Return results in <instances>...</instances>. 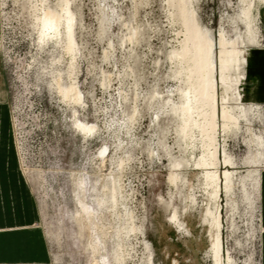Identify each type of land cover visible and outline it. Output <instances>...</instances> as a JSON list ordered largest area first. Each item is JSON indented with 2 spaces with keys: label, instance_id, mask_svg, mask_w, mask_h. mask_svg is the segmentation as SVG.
Segmentation results:
<instances>
[{
  "label": "rangeland",
  "instance_id": "1",
  "mask_svg": "<svg viewBox=\"0 0 264 264\" xmlns=\"http://www.w3.org/2000/svg\"><path fill=\"white\" fill-rule=\"evenodd\" d=\"M6 3L7 18L0 13V64L21 169L27 178L29 197L40 215L31 226L43 231L51 259L49 264H92L94 258L114 264L115 227L119 222H126L125 211H132L133 221L143 229L137 240L124 241L135 247L136 259L142 256L143 239L150 244L154 264H213L209 252V227L204 222L207 207L212 212L220 210L224 255L230 254L235 264H258L259 203L251 216L250 209L241 202L240 187H235L238 208L230 212L222 179L217 200L195 191L196 198L199 197L192 205L185 200L186 189L180 183L177 188L168 183L169 161L160 143L171 146L176 158L192 159V154L198 158L199 150L188 149L181 155L175 145V118L160 112L162 96L181 86L171 77L174 66L167 59L170 48L178 47L176 41L180 38L175 32L178 27L171 29L168 25L164 2L76 0L73 5L82 22V28L76 32L83 54L78 58V86L86 104L84 109H76L81 121L95 124L99 129L96 136L87 138L74 129L71 108L50 89L51 76L42 70H50L54 54L51 46L42 52L37 51L36 38H31L26 25V11L24 14L14 0ZM192 4L200 25L214 42V77L220 113L221 71L232 81L251 79L246 72L250 52L252 47L264 46V3L257 2L253 11L258 45L247 42L241 49L239 64L233 67L219 62L218 41L221 30L231 40L245 36V26L238 22L234 30L232 23V18L236 19L240 14V1L193 0ZM103 7L108 11L109 21L101 26ZM131 29L138 31L137 42L122 43L121 39ZM104 51L109 56L104 57ZM58 54L55 51V57ZM241 90L234 82L226 88L227 94L234 97L232 99H238L235 96ZM155 91L161 92L162 96L149 100ZM135 95H138L136 99L133 98ZM174 98L177 100V96ZM241 99L245 107L250 106L246 95H241ZM253 106L258 114L249 112L247 115L251 129L264 135V104L253 102ZM134 108L137 113L135 121L130 124ZM156 114L159 118L154 121ZM244 128L233 130L224 137L220 133V157L223 148L239 164L248 156V148L243 143L248 133ZM104 148L110 154L108 160L112 156L130 157L122 172V197L113 210L108 208L109 204L100 206L98 202L109 197L104 187L110 186L111 172L115 168L108 160L104 167H100L98 153ZM149 150H154L153 154ZM246 170L247 167L239 165L235 171L239 176L245 175ZM180 171L181 177H186L190 184L196 185L197 180H202L195 170ZM223 171L222 168L219 170L220 176ZM82 204L94 212L95 217L90 221L81 210ZM174 209L187 232L178 230L169 222ZM96 240L102 247L95 254L92 244Z\"/></svg>",
  "mask_w": 264,
  "mask_h": 264
},
{
  "label": "bare ground",
  "instance_id": "2",
  "mask_svg": "<svg viewBox=\"0 0 264 264\" xmlns=\"http://www.w3.org/2000/svg\"><path fill=\"white\" fill-rule=\"evenodd\" d=\"M14 1L15 4H20L23 13L26 11V25L29 28L31 38H36L37 51L42 52L44 48L51 46V52H54L51 66L49 65L50 70L46 71L47 68H43L42 70L51 76V81L49 82L50 89L54 93L56 92L59 99L71 108L74 129L84 138L96 136L99 132L98 127L95 124L81 121L76 109L77 107L84 109L86 105L83 93L78 86V58L83 54L76 40V32L82 28L80 14L73 8L76 0ZM162 1L166 9L165 18L168 25L171 29L174 26L178 27V30L175 31L176 36L180 38L176 41L178 47L170 48V51L167 53V59L169 64L174 66V70L171 71V77L177 80L181 86L169 91L164 97L160 94L161 92L157 93L155 91L149 100L154 99L156 96H162L160 112L164 116H173L175 118L173 119L174 134L177 139L175 145L180 154L186 152L188 149L196 148L199 150L198 158L193 154H190L192 159L187 157L176 158L177 156L174 157L172 155L171 146H168L166 143H160L164 156L169 161L168 183L174 188H177V184L180 183L186 189L185 200L190 201L194 205L199 197L197 196L196 198L195 191L197 193L203 192L208 194L210 198L217 200L221 192V180L223 179V190L228 196L230 212L233 213L238 208V202L234 197V189L235 187H240L239 189H241L242 193L241 202L247 205V208L251 211V216H253L256 204L259 203L261 169L264 167V135L256 134L252 131L251 122L247 115L249 112H256L257 114L258 112L254 108L252 101H250L249 107H245L241 95H246L248 87L252 86L255 82V76H252L248 81L238 79L232 81L230 78L224 76L223 71H221L222 76L219 80L222 85V94L221 111L219 113L217 107V81L214 77V42L208 31L198 21L192 4L193 0ZM239 1L242 5L240 14L236 16V19L232 18V23L234 30L237 29L238 22L242 23L246 28L245 36L240 35L231 40L227 38L222 30L219 34L218 42L221 56L219 62L227 67L239 64L241 49L246 47L247 42L258 45L259 41L253 11L256 9L257 2L263 4L264 0ZM6 2L7 0H1L0 13L7 18ZM107 12L105 7H103L100 19L101 26L108 24L109 16ZM122 25H125V23H122ZM137 35L138 31L131 29L121 41L122 43L125 41L130 43L137 42ZM55 51L59 52L58 57H55ZM104 52V57L109 56L106 54V51ZM233 82L242 88L241 93H237L235 96L238 99H232L234 97L229 96L226 92V88L231 87ZM175 96H177V100L174 98ZM137 97L138 95H135L133 98L136 99ZM136 113L137 109L134 108L132 118L129 120L130 124L135 121L134 117ZM154 118V121H157L159 117L156 114ZM243 126L245 127V132L248 133V137L243 140V143L248 148V156L239 164L223 148L221 151L222 156L220 157L218 142L220 133L224 137L233 130L240 131ZM149 151L153 154L154 150ZM98 154L100 167H104L110 154L107 148H104ZM115 159L116 161H114ZM129 159L130 157L128 156L126 158L123 156H112L108 160L111 166L115 165V168L111 172L110 186L104 187L108 190L109 197L98 201L100 206L109 204L108 208L112 210L115 206L117 207L119 198L122 197L120 195L123 188L122 172L126 167V161L129 163ZM239 165L248 168L245 175L237 176L235 170ZM221 168L224 169L222 176L219 173ZM183 169L195 170L202 176V180H197L196 185L190 184L186 177H181L180 170ZM211 188L213 191H211ZM209 191L211 193H208ZM81 210L87 220L90 221L95 217L94 212L89 211L83 204ZM125 213L123 216L127 218L126 222H119L115 227L114 236L117 240L112 253L113 263L154 264L150 244L145 240L142 239L141 241V245L143 246L142 256L137 257V259L135 258L137 253L135 247L130 243L124 242L130 238L137 240L138 234H143L142 227L136 225L133 221L135 218L133 212L125 211ZM113 214L121 217L119 213L115 214L113 212ZM204 216V222L209 227V252L213 264H235V260L232 259L230 254L227 253L225 256L223 253L220 210L212 212L207 207ZM180 218L179 213L174 209L169 216V222H172L178 230L187 232L184 222ZM101 247L98 240L92 244L95 254L100 252L99 249ZM92 264L110 263L104 259L94 258Z\"/></svg>",
  "mask_w": 264,
  "mask_h": 264
},
{
  "label": "crops",
  "instance_id": "3",
  "mask_svg": "<svg viewBox=\"0 0 264 264\" xmlns=\"http://www.w3.org/2000/svg\"><path fill=\"white\" fill-rule=\"evenodd\" d=\"M264 7V6H263ZM264 40V8L262 11ZM248 58L247 54H245ZM247 74L255 76L246 101L264 104V46L252 47ZM260 236L258 264H264V167L259 191ZM40 215L29 197L28 182L21 169L7 91L0 64V264H49L43 231L31 226Z\"/></svg>",
  "mask_w": 264,
  "mask_h": 264
}]
</instances>
